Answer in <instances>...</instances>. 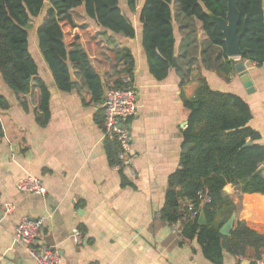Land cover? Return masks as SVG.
<instances>
[{
  "label": "crops",
  "instance_id": "1",
  "mask_svg": "<svg viewBox=\"0 0 264 264\" xmlns=\"http://www.w3.org/2000/svg\"><path fill=\"white\" fill-rule=\"evenodd\" d=\"M118 2L132 22L133 38L99 27L82 11L72 16L78 25L90 23L103 31L98 40L102 48H127L134 57L137 112L127 126L137 175L131 179L125 168L108 163L103 129L93 119L98 109L103 110L102 104L84 106L75 90L56 86L35 46L41 15L40 20L35 17L29 51L50 93V116L44 127L38 126L33 109L39 91L16 96L0 76L4 84L0 81V93L9 102L8 109L0 110V264H36L26 246L14 239L15 227L24 216L44 219L37 242L56 247L61 264H211L195 240L178 243L169 225L157 218L167 177L179 164L188 115L181 95L192 97L199 79L212 89L239 95L250 107L249 124L260 135L257 142L264 144V62L256 65L227 53L228 58L243 61L252 83L247 89L235 69L227 75L219 68L224 61L222 48L209 43L199 21L172 8L175 64L164 79L157 80L149 72L141 43L143 0L137 1L134 11L124 0ZM19 99H25L27 110ZM25 175L38 176L45 195L17 191L15 182ZM122 175L128 185H122ZM234 189L227 185L225 192L232 195ZM241 203L240 219L264 223V195L245 193ZM7 205L12 207L10 215L4 213ZM77 228L83 233L80 244L72 238ZM237 260L224 252L222 264Z\"/></svg>",
  "mask_w": 264,
  "mask_h": 264
},
{
  "label": "trees",
  "instance_id": "2",
  "mask_svg": "<svg viewBox=\"0 0 264 264\" xmlns=\"http://www.w3.org/2000/svg\"><path fill=\"white\" fill-rule=\"evenodd\" d=\"M138 0H126L134 11ZM173 0H143L140 10L141 43L149 72L157 80L164 79L176 59L175 36L172 25ZM178 10L186 18H195L211 45L222 48L224 61L220 69L230 75L235 60L228 58L222 30L212 23L208 12L225 18L227 0H177ZM240 13L238 31H245L239 40L244 50L240 58L256 65L264 62V0H234ZM78 9L101 28L133 38L132 22L122 12L118 0H0V76L16 95H27L37 89L40 98L33 109L38 126L49 119V90L39 76L38 67L29 51V29L32 20L43 17L36 28L39 52L47 64L56 86L62 91L75 90L82 105L100 102L106 89L125 87L124 78L133 80L134 57L127 48H102V30L90 23L78 25L72 11ZM71 70L75 81H70ZM184 79L182 78L181 84ZM188 111L182 130L178 167L167 177L163 205L157 218L167 225L183 214L186 203L193 202L199 209L194 218L180 223L178 243L195 240L202 256L211 264H222L224 252L236 257L235 264L247 260L256 264L264 260V223L239 218L242 195H264V144L257 142L260 135L249 122L251 111L239 95L212 89L205 79H199L192 97L181 95ZM27 110L25 99H19ZM9 102L0 93V110ZM94 122L103 127V110L93 115ZM1 131V125H0ZM247 141L250 142L246 145ZM103 149L108 163L117 162L118 143L103 138ZM122 185L128 181L121 176ZM227 185L235 188L232 195L225 192ZM204 189L210 201L201 203L197 191ZM203 213L205 223L198 217ZM235 213L228 235L219 232L221 226Z\"/></svg>",
  "mask_w": 264,
  "mask_h": 264
},
{
  "label": "built area",
  "instance_id": "3",
  "mask_svg": "<svg viewBox=\"0 0 264 264\" xmlns=\"http://www.w3.org/2000/svg\"><path fill=\"white\" fill-rule=\"evenodd\" d=\"M125 87H112L105 91L103 97V134L104 137L115 139L119 150L117 153V162L115 169L125 168L131 179L137 175V169L134 164V154L130 144V135L127 128L129 120L137 112V89L130 78H124ZM15 188L22 193H35L45 195L46 188L42 180L35 175H25L15 182ZM197 198L201 203L210 201L204 189L197 191ZM199 209L193 202H187L183 214L176 222L170 223V231L177 234L180 232V223L186 218H194L198 215ZM4 213L10 215L12 207H4ZM43 218L21 217L15 227L14 239L16 242L24 244L29 255L35 260L36 264H61V255L58 249L51 245L38 243L40 228L43 225ZM76 244L83 242V233L81 229H74L72 235ZM256 264H264V260H258Z\"/></svg>",
  "mask_w": 264,
  "mask_h": 264
},
{
  "label": "water",
  "instance_id": "4",
  "mask_svg": "<svg viewBox=\"0 0 264 264\" xmlns=\"http://www.w3.org/2000/svg\"><path fill=\"white\" fill-rule=\"evenodd\" d=\"M211 22L218 25V27L222 30L224 42L226 45V50L229 56L231 57H239L241 58L245 51L241 50L239 47V40L240 37L243 35L245 31V23L243 25L242 31H238L237 24L240 20V13L237 10L234 0H227V12L225 18L215 16L212 13H207ZM173 64H175V59L173 61ZM235 71L240 75V77L244 80V86L247 89H250L252 86L251 81L248 79V75L245 73V65L243 61H237L234 64ZM70 73V81L73 83L75 79L72 76L71 70H69ZM100 103H103V99L100 101ZM186 123L183 125L185 126ZM128 128V126H127ZM129 129V128H128ZM2 135V133H0ZM250 142L247 141L246 145H249ZM264 165H261L259 169H263ZM235 219V213H232L230 217L226 220V222L221 226L219 229V232L223 235H228L233 227V222ZM198 220L200 223L204 224L205 219L203 216V213L201 212L199 214ZM248 261L244 260L242 264H247Z\"/></svg>",
  "mask_w": 264,
  "mask_h": 264
},
{
  "label": "rangeland",
  "instance_id": "5",
  "mask_svg": "<svg viewBox=\"0 0 264 264\" xmlns=\"http://www.w3.org/2000/svg\"><path fill=\"white\" fill-rule=\"evenodd\" d=\"M124 2H126L125 0H124ZM46 3H47V0H46ZM174 10H178V2H177V0H173V2H172V6H171ZM79 10L78 9H76V10H73L72 11V14H73V16L74 17H78V12ZM179 11V10H178ZM180 12V11H179ZM43 13H44V11H42L41 13H40V15H41V20H42V17H43ZM181 13V12H180ZM182 14V13H181ZM40 15H38L37 16V18L39 17V20H40ZM183 15V14H182ZM184 16V15H183ZM36 19L34 20H32V22H31V27H30V29H29V38H28V41L30 42V44L32 45V40L34 39V35L32 34L33 32H34V29H35V25H36ZM40 23H41V21H40ZM39 23V24H40ZM35 39H36V48L38 49V45H37V38H36V35H35ZM39 50V49H38ZM0 81H1V83L3 84V82H2V80H1V78H0ZM4 85V84H3Z\"/></svg>",
  "mask_w": 264,
  "mask_h": 264
}]
</instances>
